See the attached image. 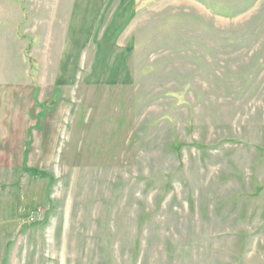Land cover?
Listing matches in <instances>:
<instances>
[{
    "label": "rangeland",
    "instance_id": "obj_1",
    "mask_svg": "<svg viewBox=\"0 0 264 264\" xmlns=\"http://www.w3.org/2000/svg\"><path fill=\"white\" fill-rule=\"evenodd\" d=\"M0 264H264V0H0Z\"/></svg>",
    "mask_w": 264,
    "mask_h": 264
},
{
    "label": "crops",
    "instance_id": "obj_2",
    "mask_svg": "<svg viewBox=\"0 0 264 264\" xmlns=\"http://www.w3.org/2000/svg\"><path fill=\"white\" fill-rule=\"evenodd\" d=\"M108 29L104 42H99L93 53V61L91 71L89 72V80L106 84H122L125 85L130 80L127 69V55L115 49L111 44V35Z\"/></svg>",
    "mask_w": 264,
    "mask_h": 264
}]
</instances>
